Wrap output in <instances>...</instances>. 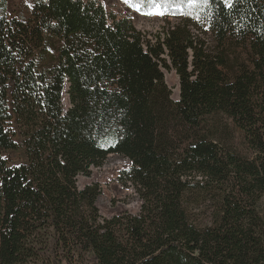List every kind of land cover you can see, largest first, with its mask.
<instances>
[{"label":"trees","instance_id":"obj_1","mask_svg":"<svg viewBox=\"0 0 264 264\" xmlns=\"http://www.w3.org/2000/svg\"><path fill=\"white\" fill-rule=\"evenodd\" d=\"M157 2L149 39L97 0H0V264H264V0ZM110 156L137 214L79 186Z\"/></svg>","mask_w":264,"mask_h":264},{"label":"rangeland","instance_id":"obj_2","mask_svg":"<svg viewBox=\"0 0 264 264\" xmlns=\"http://www.w3.org/2000/svg\"><path fill=\"white\" fill-rule=\"evenodd\" d=\"M100 2L108 13L114 15L118 19L129 18L135 28L143 32L149 39L162 35L167 27H170L176 23L174 18L165 21V15H153L147 16L140 12L134 11L127 6L122 0H97ZM35 0H6L5 14L10 18L27 19L30 17ZM31 5V7H29ZM155 10L153 6L144 7L142 11ZM161 10L167 13L166 9L161 6ZM196 36L199 32H193ZM200 35V34H199ZM203 38L208 41L206 35H202ZM210 43V42H209ZM167 85L172 89V98L177 99L178 96V78L174 72L166 75ZM63 105L68 107V99L66 96L63 98ZM23 156L21 152H16L11 158V163L18 164L23 162ZM129 163L127 160L119 158L117 156H110L103 167L94 169L89 179L80 178L79 186L82 188L86 185L96 184L99 186L101 193L97 198L96 207L99 210V214L102 218L109 219L114 216H120L122 214H137L140 209V202L137 200L134 194L133 188L130 186H121L117 179L119 172L127 169ZM258 211L260 212L264 220V197L258 204ZM83 259L71 260L67 263L61 264H94L90 255H84ZM48 264V263H38Z\"/></svg>","mask_w":264,"mask_h":264},{"label":"snow or ice","instance_id":"obj_3","mask_svg":"<svg viewBox=\"0 0 264 264\" xmlns=\"http://www.w3.org/2000/svg\"><path fill=\"white\" fill-rule=\"evenodd\" d=\"M123 3H125L127 6L132 8L134 11L140 12L143 15L147 16H153V15H159L163 16L165 15V12L161 10L160 3L157 2V0H122ZM147 2L148 4L152 5L155 10H149V11H142V5ZM208 0H204V3L206 4ZM223 3L226 7H233L235 0H223ZM31 7V5H29ZM198 20L199 17H196ZM0 159H6V157H0ZM16 167H19V165H16Z\"/></svg>","mask_w":264,"mask_h":264}]
</instances>
